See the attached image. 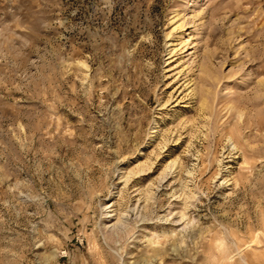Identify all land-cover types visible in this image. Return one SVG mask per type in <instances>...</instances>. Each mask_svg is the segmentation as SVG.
I'll use <instances>...</instances> for the list:
<instances>
[{"label": "rangeland", "instance_id": "1", "mask_svg": "<svg viewBox=\"0 0 264 264\" xmlns=\"http://www.w3.org/2000/svg\"><path fill=\"white\" fill-rule=\"evenodd\" d=\"M0 264H264V0H0Z\"/></svg>", "mask_w": 264, "mask_h": 264}]
</instances>
